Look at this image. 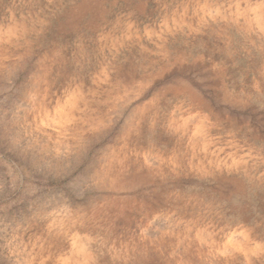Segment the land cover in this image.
<instances>
[{"label":"rangeland","instance_id":"374dc122","mask_svg":"<svg viewBox=\"0 0 264 264\" xmlns=\"http://www.w3.org/2000/svg\"><path fill=\"white\" fill-rule=\"evenodd\" d=\"M0 264H264V0H0Z\"/></svg>","mask_w":264,"mask_h":264}]
</instances>
